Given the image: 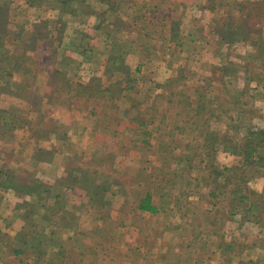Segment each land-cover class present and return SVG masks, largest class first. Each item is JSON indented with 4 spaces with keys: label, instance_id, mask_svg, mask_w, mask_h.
Listing matches in <instances>:
<instances>
[{
    "label": "rangeland",
    "instance_id": "rangeland-1",
    "mask_svg": "<svg viewBox=\"0 0 264 264\" xmlns=\"http://www.w3.org/2000/svg\"><path fill=\"white\" fill-rule=\"evenodd\" d=\"M147 1L118 21L107 71L64 62L48 97L37 78L59 63L54 35L25 56L0 36L6 70L31 71L0 77V264H264V166L236 170L235 153L264 128V0H159L171 18ZM130 46L139 72L120 55ZM147 193L156 212L138 207ZM21 233L43 243L13 258Z\"/></svg>",
    "mask_w": 264,
    "mask_h": 264
},
{
    "label": "crops",
    "instance_id": "crops-1",
    "mask_svg": "<svg viewBox=\"0 0 264 264\" xmlns=\"http://www.w3.org/2000/svg\"><path fill=\"white\" fill-rule=\"evenodd\" d=\"M34 1L36 0H0V21L1 17L7 18V20L4 19L6 26H3L4 29H0V36L6 34L8 52L14 50L19 52L24 49L28 55L32 50L31 45L37 34L49 33L54 35L53 45L56 47V54L59 55L58 58L60 59L58 61L60 64L49 66V63L44 64L41 62L39 66L44 71L40 72L37 78L38 81L40 79L42 86L45 88L43 93L47 97L48 86L51 88L53 84L51 77L63 73L60 65H63L64 62L68 63L71 68L86 67L87 71L85 72L87 74H84V77L87 76L88 79L98 73L103 74L105 70L107 71L110 67L109 59L112 56L110 42L113 39L111 34L113 35L117 29L118 21L136 20L141 10L144 9V3L148 2L147 0H119V3L121 1L119 10L114 14V1L117 2V0H38L37 3H42V5L35 4ZM166 1L175 2V0ZM188 2H192L194 7L200 3L202 5L199 6L202 7L209 0H188ZM152 3L151 9H148V15L151 14L150 17H156V11L161 10L167 14L166 17H172L170 16L172 13L170 8L163 11V8L157 5L159 0L152 1ZM65 4H70L76 12L67 11L66 13L64 10L66 9ZM205 8L200 9L207 13L211 12L209 8L213 9V7L206 6ZM214 9L216 11L217 8ZM191 12L192 10L189 7L186 14L191 15ZM65 13L69 14V17ZM168 22L169 19L163 17L162 23H164L163 26L166 30L171 27ZM104 26H107V28L103 29ZM15 34L21 36L17 37ZM16 42L19 44L16 45ZM124 52L120 55L123 57L125 65L132 68L133 71L139 72L141 60L137 47L130 46ZM95 59L97 60L96 63ZM96 66L99 67L98 73ZM152 66L156 67L157 64L154 62ZM15 77L18 82L22 81V73H16ZM82 82L86 83V81ZM71 109L70 112L77 114L75 108L72 107ZM45 143L47 144L48 141ZM56 174H59V171ZM12 257L15 258L14 255Z\"/></svg>",
    "mask_w": 264,
    "mask_h": 264
},
{
    "label": "trees",
    "instance_id": "trees-1",
    "mask_svg": "<svg viewBox=\"0 0 264 264\" xmlns=\"http://www.w3.org/2000/svg\"><path fill=\"white\" fill-rule=\"evenodd\" d=\"M54 42L49 43V45H53ZM21 54L23 56L27 55V51H24V49L20 50ZM53 52V54H56V50H52L51 53ZM5 55L6 52H5ZM114 59V57H113ZM118 61V58H116ZM121 60V59H119ZM121 62L123 63V60H121ZM20 62L16 61L13 63L12 68H10L9 70H6V66L3 64V62H0V77L2 76L3 72L6 73L5 71H7V75L12 74L15 70H17L20 73H23V75H27L30 74V70H28L27 67L23 66L21 68ZM19 65V66H17ZM118 68H122L123 70L128 71V67L122 64V67L119 65ZM20 69V70H19ZM13 70V71H12ZM11 71V72H10ZM10 72V73H9ZM125 72V71H124ZM23 77L26 78V77ZM22 83V82H21ZM20 85V82H19ZM18 85V87H19ZM82 86V89H81ZM80 88L78 89L79 92H85L87 91V88H85V85H81ZM84 89V90H83ZM81 90V91H80ZM150 133V132H149ZM148 133V134H149ZM201 134V133H200ZM247 137L244 141V144L242 145H238L236 146L235 149V153L238 155H241L243 157V160L245 161V164L242 168L241 167H237L236 170H240L243 171L244 168H246L249 164H255L260 163L263 164L264 166V128H255V129H251L247 134ZM203 136V138H202ZM216 136V134L214 135V132L211 131H205L203 134H201V138L202 140H205L204 145L209 149L212 150V148H214V143L211 142L212 139H215L214 137ZM209 139V140H208ZM215 172V171H214ZM217 174V172H215ZM212 194H214V192H211ZM244 197L243 195L240 196V198ZM258 205L257 204H251V207H249L248 209H250V211H255L256 207ZM138 207L144 211H148V212H156L157 211V206H155L152 203L151 200V196L150 193H147L139 202ZM14 244L10 243L9 249L8 251L13 254L15 256V258L20 257L22 254H26V248H30L31 247H38L41 246V243H43L42 238L37 239L36 237H34L32 234H28V237H26L24 234H20V236H18L15 240H14ZM12 244V245H11ZM7 246V247H8ZM41 254V253H40Z\"/></svg>",
    "mask_w": 264,
    "mask_h": 264
}]
</instances>
